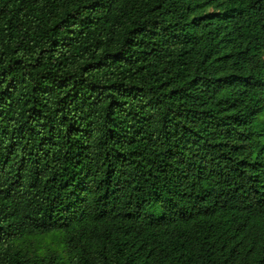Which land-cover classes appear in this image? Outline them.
Returning <instances> with one entry per match:
<instances>
[{
  "label": "trees",
  "instance_id": "obj_1",
  "mask_svg": "<svg viewBox=\"0 0 264 264\" xmlns=\"http://www.w3.org/2000/svg\"><path fill=\"white\" fill-rule=\"evenodd\" d=\"M0 264H264V0H0Z\"/></svg>",
  "mask_w": 264,
  "mask_h": 264
},
{
  "label": "rangeland",
  "instance_id": "obj_2",
  "mask_svg": "<svg viewBox=\"0 0 264 264\" xmlns=\"http://www.w3.org/2000/svg\"><path fill=\"white\" fill-rule=\"evenodd\" d=\"M58 236H59L58 230L53 229L47 235H40L35 237L34 244L36 243L40 244L41 242V244H46L48 249L51 248V250H55L57 253H60L62 255L63 254L62 242L59 241ZM46 249L43 245H41V247L39 248L41 253L45 252Z\"/></svg>",
  "mask_w": 264,
  "mask_h": 264
}]
</instances>
